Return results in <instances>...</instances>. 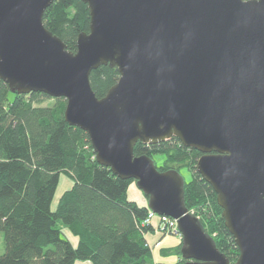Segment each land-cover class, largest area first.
<instances>
[{
    "label": "water",
    "instance_id": "obj_1",
    "mask_svg": "<svg viewBox=\"0 0 264 264\" xmlns=\"http://www.w3.org/2000/svg\"><path fill=\"white\" fill-rule=\"evenodd\" d=\"M54 0H0V81L12 93L64 98L98 164L133 180L147 208L176 220L185 264H230L184 205V180L136 143L175 137L198 151L238 248L264 264V0H81L89 31L66 49L43 13ZM116 67L102 98L91 71Z\"/></svg>",
    "mask_w": 264,
    "mask_h": 264
},
{
    "label": "trees",
    "instance_id": "obj_2",
    "mask_svg": "<svg viewBox=\"0 0 264 264\" xmlns=\"http://www.w3.org/2000/svg\"><path fill=\"white\" fill-rule=\"evenodd\" d=\"M89 20L81 0H54L42 18L71 52L76 51L77 36L89 31ZM118 78L116 67L102 65L91 71L89 83L100 99ZM46 100L52 103L42 104ZM65 105L64 98L42 93H12L0 81V264H154L147 234L155 226L143 223L147 204L127 197L135 182L97 163L87 134L65 121ZM133 153L151 159L163 155L168 169L190 170L184 205L188 210L194 205L206 208L203 213L218 238L199 219L202 230L233 264L238 248L224 225L216 194L195 171L201 154L175 137L157 144L138 142ZM60 174L70 177L72 185L52 210ZM58 224L77 238L75 246ZM180 244L163 248L170 253L161 251V256L173 254L177 262L155 264H185Z\"/></svg>",
    "mask_w": 264,
    "mask_h": 264
},
{
    "label": "rangeland",
    "instance_id": "obj_3",
    "mask_svg": "<svg viewBox=\"0 0 264 264\" xmlns=\"http://www.w3.org/2000/svg\"><path fill=\"white\" fill-rule=\"evenodd\" d=\"M52 101L51 100H46L44 101L42 104H51ZM173 138V137H172ZM171 139V138H170ZM168 139V140H170ZM166 140V141H168ZM149 145V144H146ZM182 145V144H181ZM152 161L154 162L156 169L157 170H163V171H167V170H176V169H168L167 166L165 165V157L163 155H154L152 157ZM183 178L184 183H188L191 179V172L189 169L187 168H179L176 170ZM196 171V168H195ZM197 172V171H196ZM134 184V183H132ZM72 185V180L70 177L64 175V174H60V178H59V183L58 186L56 188L52 203H51V208L52 210L55 209L58 201L61 198V195L71 187ZM136 186V185H134ZM128 191H127V197L128 199L135 201L136 203H139V201L142 199V197L145 200V203L147 204V198L144 197V195L142 194V192L137 189V187H128ZM137 194V195H136ZM138 196V197H137ZM147 206V205H146ZM189 213L193 216H195L198 220L202 219L203 223L205 225L206 231L210 234V236H212L213 238H218L217 236V232L215 231L212 222L208 220V216L204 215L203 212L206 211V208L204 207H196L191 206V208L188 210ZM208 212V209H207ZM152 224L155 226L153 229L152 233H148L147 234V243L149 245V247L152 249V253H153V260L155 263L161 262V263H174L177 262L178 258H176L175 256L172 255H163L161 256V251L163 250V248H170V247H174L178 244V242L180 241V234L178 235V233H171V232H167V230L159 228L158 226L156 227V219L155 222L152 221ZM158 225V224H157ZM59 228L61 229V233L64 237H67L69 239V241L72 243V245H76L77 244V238L74 237L67 228H65L63 225L58 224ZM180 247H182V244H180ZM181 249V248H180ZM165 250V249H164ZM163 252L165 253H170L169 250H165ZM0 251H1V247H0ZM185 261V260H184ZM154 263V264H155Z\"/></svg>",
    "mask_w": 264,
    "mask_h": 264
},
{
    "label": "built area",
    "instance_id": "obj_4",
    "mask_svg": "<svg viewBox=\"0 0 264 264\" xmlns=\"http://www.w3.org/2000/svg\"><path fill=\"white\" fill-rule=\"evenodd\" d=\"M154 219L157 220V224H158L157 226L159 228L165 229L167 230V232L178 233L179 235V232L177 230L176 220L166 216H159L150 210L148 211L146 218L143 220V223L151 224Z\"/></svg>",
    "mask_w": 264,
    "mask_h": 264
},
{
    "label": "crops",
    "instance_id": "obj_5",
    "mask_svg": "<svg viewBox=\"0 0 264 264\" xmlns=\"http://www.w3.org/2000/svg\"><path fill=\"white\" fill-rule=\"evenodd\" d=\"M135 184H130L129 185V187L131 186V187H136V186H134ZM129 189V188H128ZM137 195V194H136ZM138 197V196H137ZM138 205H140V206H145L146 205V203H145V200H144V198L142 197V199L139 201V203H137ZM153 222H155V220L153 221ZM148 240V239H147Z\"/></svg>",
    "mask_w": 264,
    "mask_h": 264
},
{
    "label": "clouds",
    "instance_id": "obj_6",
    "mask_svg": "<svg viewBox=\"0 0 264 264\" xmlns=\"http://www.w3.org/2000/svg\"><path fill=\"white\" fill-rule=\"evenodd\" d=\"M149 210V209H148ZM181 240V239H180Z\"/></svg>",
    "mask_w": 264,
    "mask_h": 264
}]
</instances>
